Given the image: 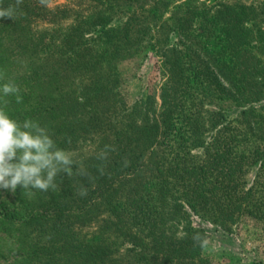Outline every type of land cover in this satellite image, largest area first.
<instances>
[{"label":"trees","instance_id":"1","mask_svg":"<svg viewBox=\"0 0 264 264\" xmlns=\"http://www.w3.org/2000/svg\"><path fill=\"white\" fill-rule=\"evenodd\" d=\"M53 1L0 0L16 8L0 18V84L22 97L0 107L75 161L55 190H15L0 216L12 264H209L192 215L264 232V0ZM149 53L165 76L159 108L154 96L127 107L118 66ZM105 145L116 151L97 160Z\"/></svg>","mask_w":264,"mask_h":264},{"label":"clouds","instance_id":"2","mask_svg":"<svg viewBox=\"0 0 264 264\" xmlns=\"http://www.w3.org/2000/svg\"><path fill=\"white\" fill-rule=\"evenodd\" d=\"M23 0H16L19 6ZM41 5L47 6L49 0H39ZM16 14V8L9 6L0 8V18L11 19ZM23 15V13H21ZM0 80H5V74L0 72ZM20 88L12 80L0 84V98L15 96L16 103L22 102L19 95ZM0 107V189L14 192L17 187L27 190V195L32 196L33 189L48 192L55 190V183L59 174L72 175V166L75 163L71 153L57 147L48 130L31 119L22 123L10 118L5 107L7 100ZM114 145H105L96 154V159L105 161L110 152H115ZM123 167L130 166V161L123 158ZM101 175L104 174V165L98 166ZM79 175L89 181L93 178L85 171ZM87 187L81 185L79 195L86 196ZM194 243L205 246L208 241L196 234L192 237Z\"/></svg>","mask_w":264,"mask_h":264},{"label":"rangeland","instance_id":"3","mask_svg":"<svg viewBox=\"0 0 264 264\" xmlns=\"http://www.w3.org/2000/svg\"><path fill=\"white\" fill-rule=\"evenodd\" d=\"M66 1L54 0L50 5L63 4ZM118 67L122 82L120 90L127 107L145 100L147 96H154L159 108L160 87L165 82L160 58L152 53L142 54L121 62ZM218 105L228 111L229 115L235 114V108L230 102H219ZM15 199V191L0 189V216L12 209ZM192 223L194 227L203 229L207 235L208 243L204 246L203 253L209 264H264V232L260 223L243 218L228 231L217 229L209 221L196 215H192ZM12 234L0 233V237L8 244V249L3 250L0 258L2 264H12L14 259L15 249L8 243Z\"/></svg>","mask_w":264,"mask_h":264}]
</instances>
